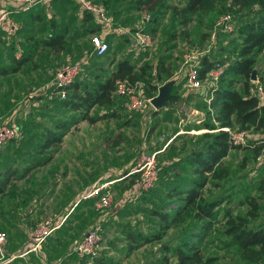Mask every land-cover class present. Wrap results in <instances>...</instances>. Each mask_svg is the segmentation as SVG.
Wrapping results in <instances>:
<instances>
[{
  "label": "rangeland",
  "instance_id": "1",
  "mask_svg": "<svg viewBox=\"0 0 264 264\" xmlns=\"http://www.w3.org/2000/svg\"><path fill=\"white\" fill-rule=\"evenodd\" d=\"M167 2L173 5L183 4V0ZM225 3L222 0H207L203 8L192 15L186 26H179L170 12H165L154 25L156 32L153 42L147 48L135 45L133 32L144 24L140 16L135 13L132 16H119L121 25L118 28L125 33H112L114 36H121L110 39V49L101 57L90 56L93 54L90 51L89 35L76 38L73 34L80 30L75 28L79 27L81 16H55L56 20L69 24L70 33L66 49L59 54H52L47 49L38 47L30 63L24 65L20 71L0 77V123L15 117L11 124L19 126V132H22L16 143L11 142L1 148V155L5 157L9 169H14L12 179L0 194V231L7 234L5 250L8 245H14L21 235L24 234L28 238V233L40 220L47 217L55 220L58 216L66 215L69 211L66 210L69 209L67 204L74 197L82 196L91 187L103 181L123 176V172L139 161L142 152L166 148L157 155V165L162 168L176 161V158L183 159L189 151L199 147L204 141L202 134L209 131L197 129L202 120L198 117L194 121L191 113L177 110L173 104L155 111L151 102H146L143 110L136 111L128 107L124 98L117 97L112 105L94 107L90 111L92 116L98 118L95 123L77 122L66 131L60 144L40 152L39 145L44 140L46 128L62 118L71 116V112L59 105L63 98L54 92L56 88L53 79L56 69L64 64L79 62L87 54H90L87 56L90 59L88 65L84 66L81 77L87 74L86 71L88 74H94V66L105 67L109 75L114 68V64H110L111 61L119 60L125 54H130L136 69L143 66L144 62H148L154 69L163 61L170 69L172 67L173 75L159 86L173 81L171 93L177 97L185 93V99L194 100V103L203 109L202 115H205L204 104L209 107L213 96H210V90L218 87L220 78L216 80L208 75L204 81V90L191 88L182 79L184 56L199 52L223 63H228L224 60L234 56L233 48L239 45V40L233 25H228L225 21L222 23V17L227 15L220 12ZM39 28L37 25L33 26L30 31L25 32V36L32 34L33 39L36 38ZM126 36L127 41L124 40ZM0 38L3 36L0 35ZM4 44L0 47L2 63L10 62L12 54L9 45ZM263 65L264 52L259 57L256 69ZM236 87L239 88L240 85ZM153 110L155 113H152ZM232 131L238 132V129L235 127ZM248 135L247 142L241 145L248 144L254 138H261L260 134L249 132ZM262 153L255 158L249 149L237 148L230 151L222 160V166L228 170V176L221 181L219 188L211 184L205 187L204 192L206 194L208 190L210 199L219 194H230L232 198L230 203L223 202L220 205L218 223H213L212 229L197 240L203 256L206 259L212 258L209 264H245L237 249L226 245L229 237L223 234V226L227 209L233 215L244 214L248 210L247 204L242 201L245 195L258 196L256 184L261 175ZM0 159L5 162L1 156ZM37 160L44 163L37 166ZM4 169L0 167V173L3 174ZM21 173H24V176L18 177ZM124 183L125 179L114 182L111 185L113 196L110 207L105 211H95L96 216H103V225L105 224V242L99 257L88 259L68 254L70 244L77 238V234L88 227H84L87 220L84 221L80 217L78 208L65 221L63 230L59 233L53 232L46 244L42 245L41 250L47 255V263L154 264L165 254L162 248L164 244L167 243L173 248L179 243L184 229L193 222L190 210L182 214V222L166 231L161 240L146 243L134 250L130 249L132 245L126 239L125 233L128 229L153 236L161 227L159 219L150 215V209L162 208L166 212H173L169 208L180 203L170 202L171 198L166 196L167 187L161 185H155L150 192L142 193L132 200L138 195L135 192L131 200L126 199L125 203H121L128 191L124 190ZM91 212L95 214L93 210ZM260 223L264 224V210L257 219L251 221L253 227ZM56 237L59 240H56ZM41 253H34L39 260L42 258ZM166 254L169 256V264H176L174 253Z\"/></svg>",
  "mask_w": 264,
  "mask_h": 264
},
{
  "label": "trees",
  "instance_id": "2",
  "mask_svg": "<svg viewBox=\"0 0 264 264\" xmlns=\"http://www.w3.org/2000/svg\"><path fill=\"white\" fill-rule=\"evenodd\" d=\"M92 1L102 4L106 8L108 15L114 21V26L117 27L121 25L118 21L119 16H127L128 14L132 16L135 13L142 19L141 13L149 14L150 19L146 22L144 30L153 38L156 32L154 25L158 22L160 15L170 12L171 17L177 21L179 26H186L190 22L192 15L202 9L207 0H183V4L180 5H173L168 3L167 0ZM222 1L226 3L222 5L220 12L229 16L227 23L233 25L239 45L233 48L234 56L224 60L228 64L220 76L218 87L213 92L209 107L204 104L206 113L200 123L201 125L196 127L197 129H207L212 132H204L202 134L204 141L199 147L189 151L183 159L176 158V161L166 164L167 166L158 167V177L155 185L166 186V196L171 198L169 201L180 203L169 208L173 212H166L162 208L150 209V215L159 219L161 230L150 237L138 230L128 229L125 232L126 239L132 245L130 249L134 250L146 243L161 240L166 231L182 222V214L185 211L190 210L192 212L193 222L184 229L179 243L173 248L167 243L164 244L162 248L165 254L154 264H169L167 252L174 253L176 264H209L212 261V258L206 259L200 252L197 240L212 229L213 223H218L217 215L220 205L223 202L230 203L232 198L230 194H219L215 198L210 199L208 198V190L206 194L204 192L205 187L211 184L219 188L221 181L228 176V170L222 166V160L230 151L237 148L249 149L255 158L263 151V144H258L259 139L256 138L246 145L232 144L230 134L221 128L229 127L234 129L236 127L238 130L260 134L261 139H264V99L260 100L256 93L257 87H261L264 93V65L256 69L259 57L264 52V0ZM77 10L78 6L72 0H49L46 3H37L27 11L15 13L13 18L20 24L16 34L8 37L4 30H0V35L3 36V38H0V47L6 43L12 53L10 62H0V77L20 71L24 65L30 63L38 47L47 49L52 54L63 52L67 47L70 33L69 24L56 20L55 16H79ZM80 16L79 27L75 28L80 30L77 34L75 32L73 34L76 38L89 35L90 42L92 35H100L102 33V27L96 24L90 12L82 10ZM36 25L40 27L38 38L33 39L32 34L25 36V32L30 31ZM112 33L104 36V39L109 44V49L111 45L110 39L117 38ZM172 38L174 39L175 36H172ZM127 39L128 36L124 37L125 41ZM88 55L90 54L83 57ZM90 56L92 57V55ZM94 56L101 57L103 55ZM113 62L114 59L111 64ZM219 62L223 63L220 60L214 61L207 55H201L198 64L200 77L204 78L206 73ZM94 67V70H96L93 72L94 74H88L89 72L86 71L87 74L81 77L83 75L82 72L73 82L63 87L64 91H66V96L60 100L59 105L71 112V116L62 118L51 127L46 128L44 140L39 145L40 152L60 144L66 131L77 122L87 121L95 123L98 118L92 116L90 111L94 107H108L114 103L118 97L114 94L115 83L118 79H128L131 82L142 81L145 84L146 96L154 97L157 94L160 83L168 81L173 75L172 67L170 69V66L164 64L163 61L156 65L154 69L148 62H144L143 66L136 69L130 54L128 56L125 54L117 60L109 75L105 67ZM253 70H256V83L251 80ZM238 84L240 85L239 88L236 87ZM58 91L59 89L57 88L54 90V92ZM124 99L126 100V98ZM176 100L177 96L174 93H170L169 103H173ZM12 118L13 120L15 119V117ZM13 120H10L9 123H13ZM20 134L22 135L21 131ZM20 134L9 143H16L21 136ZM1 150L0 156L5 160V157L1 155ZM6 163V160L2 162L0 159V167L5 168V172L3 174L0 173V194L5 191L7 184L12 179L11 176L14 174V169H9ZM37 163V166H40L44 162L37 160ZM5 165L6 167H4ZM261 166V175L256 184L258 196L246 194L242 200L247 204L248 210L244 214L233 215L227 209L225 213L226 219L224 221L223 234L229 237L226 245L234 246L245 264H264V224L260 223L256 227L251 225V221L257 219L260 216V212L264 210V159H262ZM129 169L123 172L122 175H125ZM23 176L24 173L18 175V177ZM135 177L136 175H132L131 177L123 178L125 179L124 190L134 185ZM123 179L116 182L123 181ZM152 189L140 192L133 200L142 193L150 192ZM125 201L122 198L121 203H125ZM94 203V198H82L76 206H72L73 209L70 215L82 206L88 207V211H91ZM80 204L81 206L79 207ZM70 215L65 218L56 232L59 233L63 230V225ZM81 236L82 233L80 235L77 234L76 239ZM57 239L58 237H56ZM27 249L28 247L26 246L23 251L16 254H21ZM41 255L42 259L46 261L47 255L43 251Z\"/></svg>",
  "mask_w": 264,
  "mask_h": 264
},
{
  "label": "built area",
  "instance_id": "3",
  "mask_svg": "<svg viewBox=\"0 0 264 264\" xmlns=\"http://www.w3.org/2000/svg\"><path fill=\"white\" fill-rule=\"evenodd\" d=\"M48 1L49 0H9L14 9L10 10L6 7L0 8V29L4 30L8 37L15 35L20 28V24L13 18L12 12H24L37 3H46ZM72 1L81 10L90 12L94 17L96 24L102 27V33L100 35H92L90 38V42L92 46L91 52L93 55H104L109 49V44L104 39V36L112 32L122 34L125 33V31L114 26L113 19L108 15L106 8L102 4L93 2L92 0ZM141 18L144 24L133 32L134 40L135 45L147 48L150 47L153 42L152 36L144 30L145 24L149 21L150 16L147 13H142ZM228 18L229 16H223L221 19L222 23L225 21L226 24L231 25L227 23ZM201 55L202 54L199 52H192L184 56V75L186 83L188 84V86L197 91H202L205 89L204 81L206 80L208 75L216 80L219 79L228 64L220 62L216 63L215 66L206 73L205 77L201 78L198 65V58ZM87 63L88 58L84 57L79 62H76L74 64H64L56 69L53 83L55 85V88L59 89L57 94L61 98H64L66 96V91H64L63 87L73 82L74 79L80 73H82L83 68L85 65H87ZM216 89L211 88L210 96H212V92H214L213 90ZM256 93L259 96L260 100L264 99V93L261 87H257ZM114 94L118 97L126 98L128 107L136 111L143 110L146 102H151V98H148L145 94V84L142 81L131 82L128 79H118L115 83ZM221 129L227 131L230 134V141L234 145L245 144L249 137V132H247L246 130H238V132H235L232 131V129L229 127H224ZM19 134L20 132L18 126L9 123V121L1 122L0 150L10 141L15 140L19 136ZM256 139H259L258 144H263V153L260 157H262L261 159H264V139ZM158 152L159 151L142 152L139 161L134 166H132L125 175L121 176L118 179L103 181L91 187L79 198V200L82 198H94V205L96 210L105 211L110 207L112 201L113 194L111 191V185L116 181H119L125 177H131L132 175H136V177L134 178V185L128 189L126 194H124L123 200H131L135 192L139 194L140 192L152 189L158 177ZM65 218L66 215L55 220H53V218L51 217L40 220L38 223H36L35 227L30 232L29 243L27 244L28 249L21 254H13L8 257H4L3 254L4 245L7 241V234L4 231H0V264H8L17 257L23 256V254L29 252L41 253L42 245L53 234V232L60 228ZM102 220L103 216H99V218L82 234V236L76 239L70 245L68 252L69 255L74 254L88 259H96L97 257H99V253L103 249V244L105 242V238L103 235L104 225ZM40 261L42 264H48L46 263L47 261L42 258L40 259Z\"/></svg>",
  "mask_w": 264,
  "mask_h": 264
},
{
  "label": "crops",
  "instance_id": "4",
  "mask_svg": "<svg viewBox=\"0 0 264 264\" xmlns=\"http://www.w3.org/2000/svg\"><path fill=\"white\" fill-rule=\"evenodd\" d=\"M3 7H6L10 10H13L14 8L12 7V5L10 4L9 0H0V8H3ZM78 15L80 16V14L82 13V10L78 7ZM12 16L15 14L14 12H12ZM118 36H121V35H116V37ZM118 54V53H116ZM134 55V54H133ZM94 56V55H92ZM115 57V56H114ZM123 57V56H122ZM121 57V58H122ZM117 60L114 59V62L113 64L116 62ZM89 62V60H88ZM111 64V63H110ZM183 74V73H182ZM182 79L184 81L185 80V75L183 74L182 75ZM181 80V79H180ZM176 95V94H175ZM177 96V95H176ZM181 97V98H180ZM180 97L178 96L177 97V100L174 101L173 103H169L170 105H174L175 108H177V110H184L185 112L187 111L188 113H191L192 115L190 116H193V120L195 118H200L199 120H202L203 117H204V114L202 115V111L203 109L202 108H199V106H197L194 102V100H186L185 97V93L181 94ZM201 97V96H200ZM119 98V97H118ZM154 110L156 111L157 109L154 108ZM152 111V113L155 111ZM196 112V113H195ZM195 121V120H194ZM191 123V122H190ZM168 125L170 126L171 123H168ZM166 148H163V149H160L158 153H162ZM157 151V150H156ZM158 155V154H157ZM81 196L72 199L71 201H69V203L67 204V206H69V209L67 208L66 210H69L68 213H66V217L68 215H70V212L71 210L73 209L74 206L77 205V203L80 201L79 198ZM73 204V205H72ZM73 206V207H72ZM94 212L97 211L96 208H95V205L92 206V209ZM64 212V211H63ZM79 215L81 218H83L84 221L87 220L86 224L84 227L88 226L83 232H81L82 234L90 227L88 224L90 222H94L95 220H97L99 218V216H96V212L95 214L92 213L91 211H88V207L86 206H82L80 209H79ZM62 217V216H61ZM60 216H58L56 219H59L61 218ZM70 217V216H69ZM69 219V218H68ZM91 223V224H92ZM105 225V224H104ZM81 233H78V235H80ZM29 235H30V232L28 233V238H26L27 236L26 235H21V237L16 241V243H14V245H8L7 246V249L3 250V254L5 252V256H10V255H13V254H16L22 250H24L26 248V245L29 243ZM59 240V238L57 239ZM19 243V244H18ZM71 245V244H70ZM7 253V254H6ZM36 254H34V252H29V253H26V254H23V256H19L17 257L16 259H14L13 261L9 262L8 264H42L41 261L39 259L36 258L35 256ZM98 258V257H97ZM70 261H73V260H70ZM70 261L68 263H70ZM47 263V262H46ZM48 264H51V262L48 261ZM67 264V263H66ZM71 264H74V263H71ZM78 264V263H77Z\"/></svg>",
  "mask_w": 264,
  "mask_h": 264
},
{
  "label": "water",
  "instance_id": "5",
  "mask_svg": "<svg viewBox=\"0 0 264 264\" xmlns=\"http://www.w3.org/2000/svg\"><path fill=\"white\" fill-rule=\"evenodd\" d=\"M256 71L253 70L251 80H256ZM173 86V81H169L158 87L157 94L151 99V104L155 109L166 107L169 105V95Z\"/></svg>",
  "mask_w": 264,
  "mask_h": 264
}]
</instances>
